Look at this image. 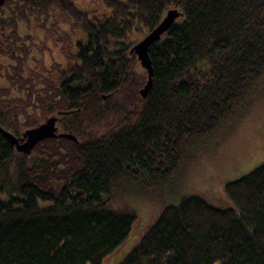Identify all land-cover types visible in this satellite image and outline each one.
Segmentation results:
<instances>
[{
	"label": "trees",
	"instance_id": "16d2710c",
	"mask_svg": "<svg viewBox=\"0 0 264 264\" xmlns=\"http://www.w3.org/2000/svg\"><path fill=\"white\" fill-rule=\"evenodd\" d=\"M104 3L107 15L74 0L0 5V126L21 136L57 115L77 137L26 155L0 131V264H103L137 221L116 192L171 188L264 95V0ZM171 9L180 16L149 48L144 98L133 40ZM21 22L44 30L40 43ZM225 192L228 208L200 195L165 205L118 264H264V163Z\"/></svg>",
	"mask_w": 264,
	"mask_h": 264
},
{
	"label": "rangeland",
	"instance_id": "374dc122",
	"mask_svg": "<svg viewBox=\"0 0 264 264\" xmlns=\"http://www.w3.org/2000/svg\"><path fill=\"white\" fill-rule=\"evenodd\" d=\"M74 1L85 11L99 15L109 14L104 0ZM32 25L33 28L21 22L20 33L36 36V43H40L45 34L44 30L35 26L34 22ZM146 34L143 32L135 35L133 41L138 42ZM46 61L47 64L51 63L49 55ZM7 82L6 79L0 78V86L6 85ZM253 106L252 111L240 120L230 134L210 143L201 151L171 188H150L141 180L131 181L116 192L121 193L117 200L136 212L137 221L130 237L103 264L120 263L137 245L167 204L177 203L190 195H200L217 207H231L232 203L225 192L226 184L264 163V95L258 97ZM0 198L7 200L9 196L0 191Z\"/></svg>",
	"mask_w": 264,
	"mask_h": 264
},
{
	"label": "water",
	"instance_id": "95a60500",
	"mask_svg": "<svg viewBox=\"0 0 264 264\" xmlns=\"http://www.w3.org/2000/svg\"><path fill=\"white\" fill-rule=\"evenodd\" d=\"M4 1L5 0H0V5L3 4ZM179 16L180 12L178 9L169 10L162 22L131 49V53L137 54L142 66L148 71V81L144 88L141 89V94L144 98L148 96L153 85L154 72L149 54V48L154 42H157L161 39L162 35L170 28L176 19L179 18ZM57 121L58 117L51 116L40 126L26 130L21 139L2 127H0V131L4 137L7 138L11 147L16 148L20 152L31 154L36 144L47 138H56L57 136H60L77 140V138L72 134H58V127L56 125Z\"/></svg>",
	"mask_w": 264,
	"mask_h": 264
}]
</instances>
